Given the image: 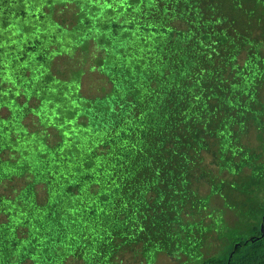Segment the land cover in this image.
<instances>
[{"label":"trees","instance_id":"1","mask_svg":"<svg viewBox=\"0 0 264 264\" xmlns=\"http://www.w3.org/2000/svg\"><path fill=\"white\" fill-rule=\"evenodd\" d=\"M255 188L264 0H0V264H264Z\"/></svg>","mask_w":264,"mask_h":264},{"label":"rangeland","instance_id":"2","mask_svg":"<svg viewBox=\"0 0 264 264\" xmlns=\"http://www.w3.org/2000/svg\"><path fill=\"white\" fill-rule=\"evenodd\" d=\"M203 193H204V195H209V194H211V191L207 187L203 190ZM251 195H252V198L254 199V202L259 203L260 210L262 209L260 216L263 217L264 216L263 215L264 214V188L261 190H258L255 188V190L253 191V193ZM242 199L243 198L233 199V200L241 201ZM211 201H212V208L215 209L214 215L215 216H223V220L226 221L227 225L230 227L229 229L235 230V227L238 225L237 224L238 219L240 218L239 211L237 210L238 204H234L233 206H231L229 204L227 205L224 202L223 198H221V196H219V195H216V196L214 195L211 198ZM250 215L253 218L252 220L256 223L258 221V219L257 220L254 219L255 213L252 212ZM227 233H229V232H227ZM244 237L245 238H252L255 236L252 235L251 232H247V233H245ZM227 243H228V240H226L225 237L216 241L214 246L212 245V247L205 248L203 250L205 252V254L203 255V258H207L209 256H212L216 252L222 250L223 246ZM185 259H186L185 257H182V258H179L177 260H171L167 255L162 254V255H160L159 259L156 261L155 264H184L182 262ZM185 264H195V263L190 262V263H185Z\"/></svg>","mask_w":264,"mask_h":264},{"label":"water","instance_id":"3","mask_svg":"<svg viewBox=\"0 0 264 264\" xmlns=\"http://www.w3.org/2000/svg\"><path fill=\"white\" fill-rule=\"evenodd\" d=\"M263 220H264V217H263ZM262 238H264V223L261 224V235L250 238V241L255 242V241L261 240ZM238 246H240V244H238ZM232 256H233V253L231 254V257Z\"/></svg>","mask_w":264,"mask_h":264}]
</instances>
